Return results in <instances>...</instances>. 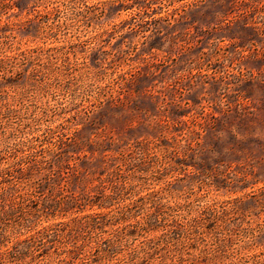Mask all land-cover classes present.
I'll list each match as a JSON object with an SVG mask.
<instances>
[{"label":"rangeland","instance_id":"1","mask_svg":"<svg viewBox=\"0 0 264 264\" xmlns=\"http://www.w3.org/2000/svg\"><path fill=\"white\" fill-rule=\"evenodd\" d=\"M2 59L0 192L25 209L0 255L24 249L27 218L54 235L5 264H71L73 251L105 264L94 247L118 235L117 262L262 264L264 0H0ZM67 154L76 164L61 176ZM59 175L58 200L99 177L120 195L45 219L42 184ZM95 212L105 231L71 230Z\"/></svg>","mask_w":264,"mask_h":264},{"label":"trees","instance_id":"2","mask_svg":"<svg viewBox=\"0 0 264 264\" xmlns=\"http://www.w3.org/2000/svg\"><path fill=\"white\" fill-rule=\"evenodd\" d=\"M12 1V0H11ZM7 4V3H6ZM15 7H18L19 9L20 6L17 2H14L13 4ZM5 6H12V5H5ZM30 21V20H29ZM28 21V22H29ZM11 59H2L0 60V69L5 68V63L7 61H10ZM13 108L12 106H7L6 112H12ZM59 147L63 148L64 147V142L60 141L58 143ZM75 156L72 154H67L65 157H61L60 161L58 164L59 168V174L62 176L64 175L65 171L63 166L68 165L70 166V163L73 162L72 164L75 163ZM39 163H43V160L41 159L40 161H37ZM74 168V167H73ZM45 169V167H43ZM35 168L33 169L30 167L28 169L29 174L31 175V178L36 175ZM38 172V171H37ZM40 173V172H38ZM60 175L56 179H52L51 177L48 176L47 178H44L43 180V187H50L52 189V198L48 200H44L42 202V209L48 210L51 213V216L47 215L45 216V219H48L49 217H56L55 219H58L60 217H63L68 213L69 211L79 208L78 205H91V206H99L100 208L103 207V204L100 203H107L117 200V196L120 195V188L116 185H113L114 179L112 177H107L106 179L98 178L100 181V185L87 190V188H83L81 191H78L77 193H73L67 198H64L62 200H58L55 194V187L59 184L60 182ZM17 179H23V177L16 176ZM79 182V181H78ZM77 183V182H76ZM41 184V183H40ZM78 188V187H77ZM111 190L110 194L106 195L107 190ZM8 189H1L0 192V241H2L4 238L7 237V234H5L4 227L6 225V221L11 220L18 216L19 213L24 212L25 205L24 203H15L13 201L8 200V197L11 196L10 194H13L9 191ZM84 203V204H82ZM128 208V211H132V207L126 206ZM40 212V209L38 210ZM33 212H27L28 217H34L32 216ZM78 213V212H77ZM29 214V215H28ZM130 214V213H129ZM108 214H103L99 212H95L92 214H87L83 216H78L73 219L75 222V225L72 227L71 230H75L77 232H88L90 234L98 232L99 230L105 231L106 228H108V222L106 220ZM151 217V216H150ZM149 217V218H150ZM38 218V217H37ZM115 218H118L115 217ZM43 217L40 219L42 220ZM152 219H147V223H152ZM32 221L30 218H27L26 225L22 226V230H29L23 234H25L26 239L22 241V246L24 249H18V247H14L12 251H9L8 253H5L3 255H0V264H5L6 259H14L12 262L15 260H24L25 258L28 257V254L32 251V249L37 248L38 246L44 245L45 242L48 243H53V233H50L52 231L51 227H42L39 230H35L31 228ZM64 224V223H62ZM75 228V229H73ZM27 233V234H26ZM28 235V236H27ZM45 241V242H44ZM121 238L120 236H112L111 238H102L101 240L99 239L96 246L94 247L95 252L98 254L102 253L101 259H105L108 262H105V264H127V262H117L115 261V257L118 253H120L121 247H123V243H120ZM163 241L162 238L158 240V244ZM125 244V243H124ZM155 242V245H158ZM126 245V244H125ZM48 246V245H47ZM46 247V246H43ZM149 248L143 249L141 252L137 249H135L133 252L135 253V256L138 257L139 254L143 253L145 257H149L153 254L151 250H148ZM70 255L71 264H78V257L75 251H73ZM108 255L109 258L105 257L104 255ZM175 259V257H173ZM92 264V263H91ZM102 264V263H101ZM132 264H136V262H132ZM177 264H199V261L196 259L189 260V258H185L183 255L179 257ZM209 264H217V257H214L211 259ZM262 264H264V260L262 261Z\"/></svg>","mask_w":264,"mask_h":264}]
</instances>
